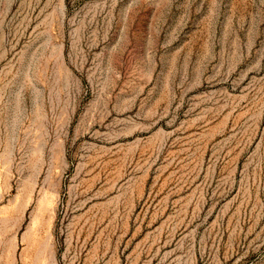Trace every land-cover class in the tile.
Segmentation results:
<instances>
[{
	"label": "rangeland",
	"instance_id": "obj_1",
	"mask_svg": "<svg viewBox=\"0 0 264 264\" xmlns=\"http://www.w3.org/2000/svg\"><path fill=\"white\" fill-rule=\"evenodd\" d=\"M0 264H264V0H0Z\"/></svg>",
	"mask_w": 264,
	"mask_h": 264
}]
</instances>
